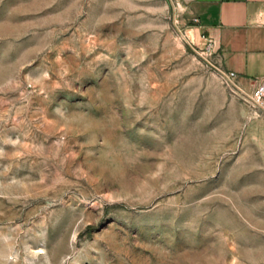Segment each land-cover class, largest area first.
Returning <instances> with one entry per match:
<instances>
[{
  "label": "rangeland",
  "instance_id": "obj_1",
  "mask_svg": "<svg viewBox=\"0 0 264 264\" xmlns=\"http://www.w3.org/2000/svg\"><path fill=\"white\" fill-rule=\"evenodd\" d=\"M178 0H0V264H264V114Z\"/></svg>",
  "mask_w": 264,
  "mask_h": 264
},
{
  "label": "crops",
  "instance_id": "obj_2",
  "mask_svg": "<svg viewBox=\"0 0 264 264\" xmlns=\"http://www.w3.org/2000/svg\"><path fill=\"white\" fill-rule=\"evenodd\" d=\"M198 19L195 33L209 42L220 66L250 88L264 78V0H178Z\"/></svg>",
  "mask_w": 264,
  "mask_h": 264
},
{
  "label": "built area",
  "instance_id": "obj_3",
  "mask_svg": "<svg viewBox=\"0 0 264 264\" xmlns=\"http://www.w3.org/2000/svg\"><path fill=\"white\" fill-rule=\"evenodd\" d=\"M194 20L198 21L196 16ZM220 68L222 76L242 94L248 97V99L264 114V78L253 79L251 87L246 88L239 82V77L235 71L222 67Z\"/></svg>",
  "mask_w": 264,
  "mask_h": 264
}]
</instances>
